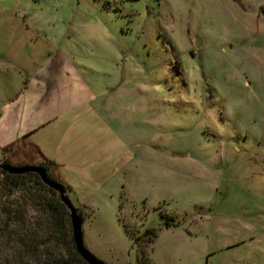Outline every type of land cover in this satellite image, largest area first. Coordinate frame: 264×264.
<instances>
[{"label":"rangeland","instance_id":"374dc122","mask_svg":"<svg viewBox=\"0 0 264 264\" xmlns=\"http://www.w3.org/2000/svg\"><path fill=\"white\" fill-rule=\"evenodd\" d=\"M262 5L0 0V149L70 187L102 262L156 229L151 264H264Z\"/></svg>","mask_w":264,"mask_h":264},{"label":"trees","instance_id":"16d2710c","mask_svg":"<svg viewBox=\"0 0 264 264\" xmlns=\"http://www.w3.org/2000/svg\"><path fill=\"white\" fill-rule=\"evenodd\" d=\"M168 43L175 45L173 40ZM179 62L183 66L181 58ZM4 164L9 162L0 163V264H87L76 251L70 212L59 194L38 174L12 175L2 169ZM40 166L49 175L47 165ZM166 226L178 227L168 222ZM156 233L149 229L138 239L145 246L140 245L139 264H151L145 248Z\"/></svg>","mask_w":264,"mask_h":264},{"label":"water","instance_id":"95a60500","mask_svg":"<svg viewBox=\"0 0 264 264\" xmlns=\"http://www.w3.org/2000/svg\"><path fill=\"white\" fill-rule=\"evenodd\" d=\"M2 169L9 174L12 175H19L25 174L28 172L36 173L40 176L42 182L47 185L49 188L55 190L60 198L61 201L67 206L68 210L70 211V218H71V226L73 231V240L75 243L76 251L80 255V257L87 263V264H106L99 260L96 256H94L84 245V238L82 232V222L81 218L77 213V210L71 203L70 199L66 195V188L63 184L58 181L51 179L48 176V173L45 168L41 166H12L10 164L2 165Z\"/></svg>","mask_w":264,"mask_h":264},{"label":"crops","instance_id":"0c3cea01","mask_svg":"<svg viewBox=\"0 0 264 264\" xmlns=\"http://www.w3.org/2000/svg\"><path fill=\"white\" fill-rule=\"evenodd\" d=\"M261 7H264V5H262ZM261 20H262V23H264V18H260ZM27 94H29V93H27ZM22 111H25L26 110V107H25V105L22 103ZM45 125H47V123L45 124ZM31 133H35V132H31ZM30 133V134H31ZM16 141H18L19 142V138L17 137L16 138ZM3 145V147H6V145H4L1 141H0V146H2ZM0 148H2V147H0ZM3 149V148H2ZM2 149H0V151H1V155L4 157V159L5 160H7L8 162L10 161L9 160V157L7 156V152H5V151H3ZM3 151V152H2ZM10 163V162H9ZM29 164H26V163H24V166H28ZM21 166V165H20Z\"/></svg>","mask_w":264,"mask_h":264}]
</instances>
